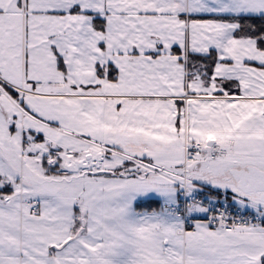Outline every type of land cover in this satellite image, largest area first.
Segmentation results:
<instances>
[{"label":"snow or ice","instance_id":"snow-or-ice-1","mask_svg":"<svg viewBox=\"0 0 264 264\" xmlns=\"http://www.w3.org/2000/svg\"><path fill=\"white\" fill-rule=\"evenodd\" d=\"M0 264H264V0H0Z\"/></svg>","mask_w":264,"mask_h":264}]
</instances>
